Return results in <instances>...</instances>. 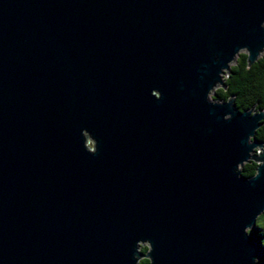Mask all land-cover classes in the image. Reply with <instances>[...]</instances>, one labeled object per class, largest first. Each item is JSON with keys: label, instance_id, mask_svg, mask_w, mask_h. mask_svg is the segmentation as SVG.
Here are the masks:
<instances>
[{"label": "water", "instance_id": "obj_1", "mask_svg": "<svg viewBox=\"0 0 264 264\" xmlns=\"http://www.w3.org/2000/svg\"><path fill=\"white\" fill-rule=\"evenodd\" d=\"M240 53L264 0H0V264H258L264 112L210 101Z\"/></svg>", "mask_w": 264, "mask_h": 264}, {"label": "trees", "instance_id": "obj_2", "mask_svg": "<svg viewBox=\"0 0 264 264\" xmlns=\"http://www.w3.org/2000/svg\"><path fill=\"white\" fill-rule=\"evenodd\" d=\"M222 82L223 84L212 92L210 101L224 103L233 98L235 108L240 112L251 109H254V112H264V53L250 67L246 54L240 53L236 62L223 74ZM260 124L255 139L258 143H264V119ZM256 167L255 163H246L240 168V173L245 178H251ZM249 234L261 250L258 264H264V212L256 219V226ZM146 252L145 248L140 250V253ZM139 264H148V261L141 259Z\"/></svg>", "mask_w": 264, "mask_h": 264}, {"label": "built area", "instance_id": "obj_3", "mask_svg": "<svg viewBox=\"0 0 264 264\" xmlns=\"http://www.w3.org/2000/svg\"><path fill=\"white\" fill-rule=\"evenodd\" d=\"M90 141V143L88 142ZM88 142V144H87ZM85 146L90 150L93 151L94 150V144L92 142V140L89 137L85 138ZM259 153V151L256 152V154ZM145 248L147 251L149 249V245L148 244H140L138 251L140 252L141 249Z\"/></svg>", "mask_w": 264, "mask_h": 264}, {"label": "rangeland", "instance_id": "obj_4", "mask_svg": "<svg viewBox=\"0 0 264 264\" xmlns=\"http://www.w3.org/2000/svg\"><path fill=\"white\" fill-rule=\"evenodd\" d=\"M220 86H218L216 89H218ZM89 143H90V141H88ZM88 142H87V144H88ZM258 151V149L256 150V152Z\"/></svg>", "mask_w": 264, "mask_h": 264}, {"label": "bare ground", "instance_id": "obj_5", "mask_svg": "<svg viewBox=\"0 0 264 264\" xmlns=\"http://www.w3.org/2000/svg\"><path fill=\"white\" fill-rule=\"evenodd\" d=\"M88 149V148H87ZM89 150V149H88ZM143 259V258H142ZM141 260V259H140Z\"/></svg>", "mask_w": 264, "mask_h": 264}]
</instances>
